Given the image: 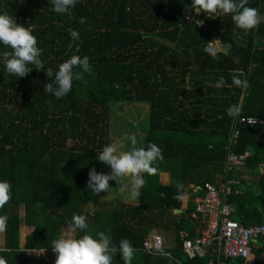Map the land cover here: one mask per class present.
Listing matches in <instances>:
<instances>
[{
	"label": "trees",
	"instance_id": "trees-1",
	"mask_svg": "<svg viewBox=\"0 0 264 264\" xmlns=\"http://www.w3.org/2000/svg\"><path fill=\"white\" fill-rule=\"evenodd\" d=\"M191 5L192 0H77L69 13L57 14L52 0H0V14L36 36L45 71L55 73L72 55L87 56L91 65L57 99L44 91L54 79L44 70L29 65L31 72L19 78L0 63V181L11 184V200L0 209L8 217L4 244L0 240L7 264H31L30 251H53L52 241L74 214L87 217L86 232L93 237L104 232L116 246L128 239L136 249L132 264H209L212 255L190 258L183 243L207 227L197 210L205 185L218 190L232 179L239 181L231 185L232 194L220 193L234 208L230 218L247 228L264 225V22L244 31L231 15L200 12L198 24L185 18L187 10L198 9ZM247 6L264 16V0H248ZM215 39L223 47L213 58L205 49ZM6 50L0 44V53ZM233 74L250 86L235 87ZM220 77L225 85L216 88ZM126 103L148 105L136 147L154 143L163 160L154 165L156 175L144 174L138 198L122 193L116 181L98 196L87 188L88 173H111L97 156L114 143L115 107ZM231 105L241 108L236 118L227 115ZM250 118L257 122L251 125ZM125 145L123 150L131 147ZM245 153L244 167L229 166L231 155ZM178 183L183 200L176 198ZM22 225L34 227L23 246ZM150 235L163 239L153 254L144 249ZM253 253V264H262L261 242ZM113 264H123L119 254Z\"/></svg>",
	"mask_w": 264,
	"mask_h": 264
},
{
	"label": "clouds",
	"instance_id": "clouds-1",
	"mask_svg": "<svg viewBox=\"0 0 264 264\" xmlns=\"http://www.w3.org/2000/svg\"><path fill=\"white\" fill-rule=\"evenodd\" d=\"M77 0H52L53 11L57 14H67L70 9L76 6ZM248 0H192V8H198L200 12L206 14L231 15V19L236 27L251 31L258 28L264 22L259 10L249 7ZM85 18L80 19L84 23ZM73 40H79V33L70 30ZM37 38L29 28L16 23L15 18L8 14H0V44L6 50L0 53V63L3 64L9 75L19 78L26 77L34 67L37 70H44V62L41 59L42 50L37 46ZM72 45H69L71 49ZM215 58V53H213ZM32 65L33 67H29ZM91 65L89 58L79 55H72L58 66V70L53 73L52 68H47V77L54 79L44 86V91L54 95L57 99L65 97L72 89L74 81H82L84 74L89 72ZM232 84L238 88H248L247 80L239 78V74L232 75ZM225 85L223 77L216 82V88ZM239 105H231L227 109V115L236 118L240 115ZM253 121H249L252 123ZM125 141L130 142L131 147L125 149ZM137 139L134 134L124 137L118 143L105 145L99 152L97 159L110 166L111 173L97 172L95 168L88 173L87 188L91 189L99 196L109 189V181H116L120 184V191L127 192L131 199L140 196V189L146 184L144 174L154 176L158 168L154 165L163 160L162 149L154 143H150L146 148L136 147ZM63 167V166H62ZM128 178V184L124 179ZM181 184H177V199L183 200L184 195L179 193ZM11 200V184L8 181H0V209ZM7 216H0V232L6 230ZM87 217L74 214L68 221L66 233H62L57 239L52 241V250L56 254L55 264H113V258L119 254L123 264H132L136 254V249L128 239H121L116 246L112 238L104 232H99L96 237L88 234L89 228ZM83 232L82 236H77V232ZM156 248L160 250V245ZM166 255V253H163ZM0 264H7L5 258L0 257Z\"/></svg>",
	"mask_w": 264,
	"mask_h": 264
},
{
	"label": "built area",
	"instance_id": "built-area-1",
	"mask_svg": "<svg viewBox=\"0 0 264 264\" xmlns=\"http://www.w3.org/2000/svg\"><path fill=\"white\" fill-rule=\"evenodd\" d=\"M200 11H186V20L200 24ZM222 43L215 39L206 46V52L217 53L222 50ZM254 125L257 120L250 118ZM249 153L243 155H231L229 166L233 169L242 168L246 164ZM239 181L232 179L226 183H220L217 190L211 184H206L207 194L199 200L197 210L206 217L207 227L201 232V236L196 239H185L183 243V252L190 258L204 257L207 254L212 255L209 264H227V259H248L254 255L253 247L257 243L264 245V225L244 227L237 221L230 218L234 212L231 204L221 198V192L225 196L232 194L231 185L238 184ZM163 247V239L159 235H150L144 242V249L148 253H154L157 250L156 245ZM223 255L224 259L220 256ZM260 262L264 264V253L260 255Z\"/></svg>",
	"mask_w": 264,
	"mask_h": 264
},
{
	"label": "rangeland",
	"instance_id": "rangeland-1",
	"mask_svg": "<svg viewBox=\"0 0 264 264\" xmlns=\"http://www.w3.org/2000/svg\"><path fill=\"white\" fill-rule=\"evenodd\" d=\"M149 108L148 105L142 103H126L115 107V116L112 119L113 142L118 143L124 140L129 134H134L139 144V136L143 135V126L147 118ZM127 141H125L126 144ZM164 182L168 181V176L161 177ZM67 229H63L61 233H66ZM34 233V227L22 225L20 229V243L23 246L28 235ZM1 244H4V231L0 232ZM29 258L31 264H55L56 254L53 251H30Z\"/></svg>",
	"mask_w": 264,
	"mask_h": 264
},
{
	"label": "crops",
	"instance_id": "crops-1",
	"mask_svg": "<svg viewBox=\"0 0 264 264\" xmlns=\"http://www.w3.org/2000/svg\"><path fill=\"white\" fill-rule=\"evenodd\" d=\"M42 251H43V250H42ZM254 259H255V257H254V255H253V256H251L250 258L246 259L245 264H253Z\"/></svg>",
	"mask_w": 264,
	"mask_h": 264
}]
</instances>
